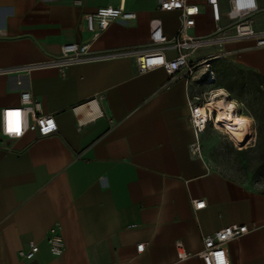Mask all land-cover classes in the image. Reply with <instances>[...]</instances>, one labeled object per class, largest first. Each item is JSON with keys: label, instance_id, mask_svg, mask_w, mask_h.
Listing matches in <instances>:
<instances>
[{"label": "crops", "instance_id": "0c3cea01", "mask_svg": "<svg viewBox=\"0 0 264 264\" xmlns=\"http://www.w3.org/2000/svg\"><path fill=\"white\" fill-rule=\"evenodd\" d=\"M188 1L201 9L191 32L208 34L214 23L205 0ZM229 1L219 0L222 24ZM119 2L0 0V69L45 62L65 44L90 42L85 16ZM257 2L255 21L261 23L264 0ZM124 6L136 19L110 24L92 52L147 49L154 19L167 38L176 34L178 13L160 11L158 0H124ZM223 53L213 67L228 63L264 82V48L243 41ZM221 88L237 114L253 124L255 115L247 116L242 101ZM201 90L183 79L169 81L160 68L139 73L133 58L75 65L63 73L0 74V111L17 106L27 91L57 124L45 138L31 131L18 140L0 134V264H203V238L230 225H245L248 232L227 244L228 263L264 264V191L212 168L203 153L211 127L200 135L201 157L190 153L188 101L196 102ZM99 97L101 116L78 128L72 109ZM194 200L205 201L204 208L194 210ZM55 224L64 242L60 257L46 243ZM30 242L38 253L20 259L19 250ZM140 244L145 247L137 253Z\"/></svg>", "mask_w": 264, "mask_h": 264}, {"label": "built area", "instance_id": "2783aa9c", "mask_svg": "<svg viewBox=\"0 0 264 264\" xmlns=\"http://www.w3.org/2000/svg\"><path fill=\"white\" fill-rule=\"evenodd\" d=\"M205 5L214 23L213 29L206 35L197 36L191 32L195 27L196 17L201 13L198 4L188 0H158L160 11L177 12L179 15V26L172 38L164 35L161 21L154 19L150 22V46L147 49L92 52V44L110 24L113 22L127 23L136 19V14L126 10L124 0H120L117 6L99 8L94 14L85 16L87 28L92 33L90 42L65 44L61 47L57 57L37 64L8 70L0 69V74H27L33 70L49 68L63 73L65 69L75 65L101 60L133 58L139 73L160 68L164 70L169 81L183 79L186 83L198 86L214 85L217 78L213 64L225 56L223 49L226 46L250 41L256 48H264V16L261 23L255 21V16L261 11L257 0H230L228 9L224 13L227 22L222 24L219 0H205ZM203 50H214L215 52L201 55L200 52ZM167 51H174L175 56L171 59L167 58ZM214 91L199 95L195 99L196 102L188 101L189 121L194 134L190 153L196 157H201L200 135L207 127L213 128L227 138L226 134L216 126L215 110L207 107L213 97L211 93ZM207 94L208 100L205 102ZM219 98L232 102L227 96H219L215 100ZM100 99L101 97L98 100L93 99L72 109L78 128L94 122L101 116L97 109V102ZM234 110L237 113L235 107ZM29 131L39 138H45L57 131V124L52 115L41 113L40 103L29 92L24 91L20 94V102L17 106L3 108L0 111V134L7 139L18 140ZM204 206L205 201L203 200L192 201L194 210H200ZM247 232L248 228L245 225H230L214 232L211 236L204 237L203 250L199 254L203 264H229L227 244ZM46 243L53 257H60L63 254L64 242L58 224L50 229ZM144 247V244L138 245L137 253L143 252ZM38 251L37 244L30 242L27 248L19 250L18 257L22 260H32ZM178 256L179 259L186 257L182 253H178Z\"/></svg>", "mask_w": 264, "mask_h": 264}, {"label": "rangeland", "instance_id": "374dc122", "mask_svg": "<svg viewBox=\"0 0 264 264\" xmlns=\"http://www.w3.org/2000/svg\"><path fill=\"white\" fill-rule=\"evenodd\" d=\"M214 68L217 71L216 83L202 86L200 94L226 87L242 101L244 113L247 116L250 113L255 115L256 120L251 124V136L240 144L229 138L223 126L224 129L216 125L228 139L210 129L203 142V153L215 171L238 183L264 191V82L253 73L241 71L228 63L218 62ZM227 95L228 99L232 98ZM207 100L208 94L204 101Z\"/></svg>", "mask_w": 264, "mask_h": 264}, {"label": "bare ground", "instance_id": "6f19581e", "mask_svg": "<svg viewBox=\"0 0 264 264\" xmlns=\"http://www.w3.org/2000/svg\"><path fill=\"white\" fill-rule=\"evenodd\" d=\"M211 96L213 97L211 101H209L207 107L210 110H215L216 125L221 127L223 126L225 128V133L229 136V138L239 144L251 136V122L243 115H239L235 112L234 102H229L227 100H223L222 98L215 100V98L219 96H227L226 92L220 89L211 94Z\"/></svg>", "mask_w": 264, "mask_h": 264}, {"label": "snow or ice", "instance_id": "6c2138e0", "mask_svg": "<svg viewBox=\"0 0 264 264\" xmlns=\"http://www.w3.org/2000/svg\"><path fill=\"white\" fill-rule=\"evenodd\" d=\"M202 206V205H201Z\"/></svg>", "mask_w": 264, "mask_h": 264}, {"label": "trees", "instance_id": "16d2710c", "mask_svg": "<svg viewBox=\"0 0 264 264\" xmlns=\"http://www.w3.org/2000/svg\"><path fill=\"white\" fill-rule=\"evenodd\" d=\"M216 83V82H215Z\"/></svg>", "mask_w": 264, "mask_h": 264}]
</instances>
